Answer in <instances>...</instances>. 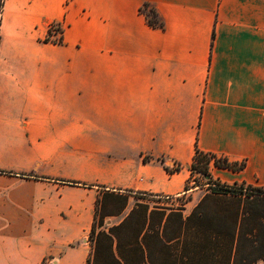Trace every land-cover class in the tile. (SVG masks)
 <instances>
[{"label":"crops","instance_id":"0c3cea01","mask_svg":"<svg viewBox=\"0 0 264 264\" xmlns=\"http://www.w3.org/2000/svg\"><path fill=\"white\" fill-rule=\"evenodd\" d=\"M0 31V264H87L98 200L194 197L197 149L264 189V0H4Z\"/></svg>","mask_w":264,"mask_h":264},{"label":"trees","instance_id":"16d2710c","mask_svg":"<svg viewBox=\"0 0 264 264\" xmlns=\"http://www.w3.org/2000/svg\"><path fill=\"white\" fill-rule=\"evenodd\" d=\"M4 0L0 9V26ZM150 26L164 28L157 10L149 4L142 9ZM2 35L0 31V44ZM46 39L45 42H48ZM152 161L151 156L144 157ZM165 165V160L160 159ZM241 171L245 163L197 149L191 172H199L210 184L190 214L183 207L169 208L137 203L124 219L103 229L107 216L121 215L128 193H105L96 205L95 221L89 234L92 251L87 264H258L264 262V213L251 205L253 197L242 199L239 190L264 196V189L245 184L214 181L211 167ZM173 174L183 166L165 165ZM141 195L139 198L147 200ZM249 202V203H247ZM254 203V202H253Z\"/></svg>","mask_w":264,"mask_h":264},{"label":"rangeland","instance_id":"374dc122","mask_svg":"<svg viewBox=\"0 0 264 264\" xmlns=\"http://www.w3.org/2000/svg\"><path fill=\"white\" fill-rule=\"evenodd\" d=\"M2 1L3 0H0V9H1ZM5 43L8 44V40L5 39ZM216 182H217V180H215V179H214V181H212V183H216ZM221 184H223V183H221ZM189 188H198V189H196V195L194 197L188 196V195H183V196H179V197H161V198L145 196L143 198H145L149 201V205L151 207H153V206H161V207H169V208H181V207H183L185 210L184 211L185 214H189L190 211L195 206V204L197 203V201L199 200V198H201L206 193V191L204 189H206V190L210 189V184H209L207 178H204V176L202 174L195 171L193 173L191 172V177L189 180ZM238 190H239L238 194L242 196V199H244V198L248 199V197H253L252 199H253L254 203L252 202L251 205L256 207L258 213H264V196H254V194L250 193L249 191L240 190V189H238ZM190 199H192V201H189ZM139 202H144V201L137 200L135 198H131L130 201L128 202L127 206H126V210L124 211V213L122 215H119L118 217L109 218L108 223L106 225V228H108L109 225H111V224L115 225L118 222L122 221L124 219V217H126L128 215V212L131 211V209L135 206V204L139 203ZM144 203H148V202H144ZM247 203H249V202H247ZM185 204H186V206H183ZM258 264H264V262L259 261Z\"/></svg>","mask_w":264,"mask_h":264},{"label":"built area","instance_id":"2783aa9c","mask_svg":"<svg viewBox=\"0 0 264 264\" xmlns=\"http://www.w3.org/2000/svg\"><path fill=\"white\" fill-rule=\"evenodd\" d=\"M49 31H50V41L55 42V43H60L62 42V32H63V27L61 23H51L49 26Z\"/></svg>","mask_w":264,"mask_h":264}]
</instances>
